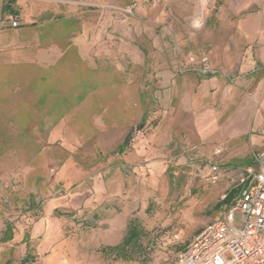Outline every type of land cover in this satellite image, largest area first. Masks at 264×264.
I'll return each mask as SVG.
<instances>
[{
    "label": "rangeland",
    "instance_id": "rangeland-1",
    "mask_svg": "<svg viewBox=\"0 0 264 264\" xmlns=\"http://www.w3.org/2000/svg\"><path fill=\"white\" fill-rule=\"evenodd\" d=\"M78 6L73 32L84 23L107 50L137 52L104 53L111 59L98 69L73 50L47 68L3 56L0 264H20L27 252L32 264H174L197 232L224 217L221 198L264 151V0ZM189 55L206 57L204 75L218 80L209 97L195 92V128L175 98L164 105L153 94L164 68L201 80L198 62L183 64ZM244 111L245 130L233 131L228 121ZM245 116L234 118L238 128ZM132 221L143 229L140 254L121 260L103 251L120 245Z\"/></svg>",
    "mask_w": 264,
    "mask_h": 264
},
{
    "label": "crops",
    "instance_id": "crops-1",
    "mask_svg": "<svg viewBox=\"0 0 264 264\" xmlns=\"http://www.w3.org/2000/svg\"><path fill=\"white\" fill-rule=\"evenodd\" d=\"M5 1L6 0H0V66L4 62H7V59H10L8 62H11V65L15 64L17 61L31 59L37 61L40 66L47 68L54 66L57 60H61L69 51L73 50L78 58L85 62L87 68L98 69L102 68L105 59H111L105 57L104 53H114L118 49L119 52L122 53L136 54L137 52V50L131 46L120 48L114 46L107 50L99 43L102 35L101 38H98L97 30L96 32L91 31L92 29L90 30L84 23H82V25L80 24L81 26L78 31H72L70 25L71 20L75 18L74 15L78 16L82 13H78V11H80L78 4H98L100 0H13L14 3L12 6L16 11V18L19 22V26L16 28H11L2 23L5 17V14L2 13V6ZM79 18L77 17V19ZM80 21L82 22V20ZM57 36L59 37L57 38ZM57 39L59 41H56ZM5 55L8 56L4 61L5 57L3 56ZM110 57H112V59L114 58L113 56ZM187 57L184 58L183 64L187 67H192L188 63ZM196 67L200 69L198 63ZM175 74L176 72L173 73L169 71L168 68H164L163 71L157 74L158 79L157 82L154 83L157 88L153 93L154 98L158 99V101L164 105L169 104L172 102V99L175 98L177 108L174 107V109L180 111L181 115L183 113L182 117L187 116V114L190 115L193 118L195 128V92L206 94L209 97L211 94L209 92L210 89L218 83V80L216 76L213 75L205 76L204 74L207 75L208 73L204 71L198 72V77L201 78L200 81H195L194 75H190L187 78L184 76L179 78L176 77ZM131 84L132 82L130 81L129 85ZM136 99L140 100L139 97L133 96L135 102ZM150 101H152V97L147 100V102ZM160 106L162 107V105ZM143 107H145V105ZM189 111L191 113H189ZM127 114L128 111L125 115L128 116ZM236 115L238 117L240 115H246L244 117V125L242 127L240 126L241 128L236 126L237 120L234 121ZM248 115L249 113L247 111L237 112L235 116L228 121L229 126L235 129L233 131L245 130ZM201 121L203 124L207 122V125L211 122L210 120ZM178 122L179 126H184V121L180 120ZM129 124L119 123V126L124 127ZM212 124L215 129L216 123ZM114 126L116 127L118 125ZM199 129L200 132L210 133L209 128L204 130L203 126H199ZM128 145L126 147H128ZM255 155L256 154H253V157Z\"/></svg>",
    "mask_w": 264,
    "mask_h": 264
},
{
    "label": "built area",
    "instance_id": "built-area-1",
    "mask_svg": "<svg viewBox=\"0 0 264 264\" xmlns=\"http://www.w3.org/2000/svg\"><path fill=\"white\" fill-rule=\"evenodd\" d=\"M2 23L11 28L19 26L13 14H6ZM187 61L190 65L198 62L201 71L209 72L204 68L206 57L197 61L189 55ZM217 179V174L212 175V183ZM232 190L236 192L230 205L224 207V217L197 232L174 264H264V151L241 170ZM236 213L240 215L238 225Z\"/></svg>",
    "mask_w": 264,
    "mask_h": 264
},
{
    "label": "trees",
    "instance_id": "trees-1",
    "mask_svg": "<svg viewBox=\"0 0 264 264\" xmlns=\"http://www.w3.org/2000/svg\"><path fill=\"white\" fill-rule=\"evenodd\" d=\"M14 3L13 0H6L3 3L2 6V13L3 14H13L14 16H17L16 11L14 10L12 4ZM129 143V139L126 138L123 143V148H126V146ZM252 165V163H250ZM235 190L229 191L226 193V197L224 200L220 201L217 205V207L221 206H229L232 197L235 194ZM140 225L136 221H132L130 225L127 227L126 235L123 238V241L120 243V245L114 246V247H108L104 248L105 252H109L115 255L116 258H119L121 260H133L135 259L141 252V245L139 243V239L143 235V229L139 227ZM12 236V231L10 226H6V229L3 233L2 240L3 241H9ZM186 247L178 253L176 256V260L178 256L184 252ZM36 257L33 254L26 253L23 258L20 260V264H32L35 262ZM175 260V261H176ZM175 263V262H174Z\"/></svg>",
    "mask_w": 264,
    "mask_h": 264
}]
</instances>
